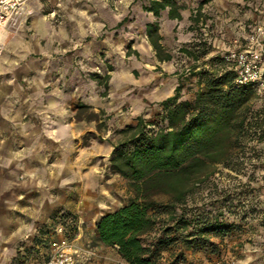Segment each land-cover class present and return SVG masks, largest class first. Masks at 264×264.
Listing matches in <instances>:
<instances>
[{"label":"crops","instance_id":"crops-1","mask_svg":"<svg viewBox=\"0 0 264 264\" xmlns=\"http://www.w3.org/2000/svg\"><path fill=\"white\" fill-rule=\"evenodd\" d=\"M52 1L29 2L26 24L0 55V264H12L16 249L30 246L60 211H81L87 204L95 211L113 199L120 175L91 165V147L78 148L76 139L95 127L76 120V109L86 105L114 114L130 107L136 119L152 118L181 84L174 58L162 61L151 51L147 27L139 35L137 24L126 23L131 3L122 5L124 17L115 24L127 28L109 31L99 14H86L78 26L55 23L53 13L45 12ZM146 15L147 24L156 16ZM159 33L163 44V27ZM145 48L149 57L137 54ZM77 55L85 71L75 65ZM94 58L110 64L109 87L97 75L89 77Z\"/></svg>","mask_w":264,"mask_h":264},{"label":"rangeland","instance_id":"rangeland-1","mask_svg":"<svg viewBox=\"0 0 264 264\" xmlns=\"http://www.w3.org/2000/svg\"><path fill=\"white\" fill-rule=\"evenodd\" d=\"M151 1L56 0L46 6L45 12L53 13L55 23L72 22L77 26L86 14H99L106 21L104 29L120 31L127 28L126 23H132L137 24L141 35L149 21L145 6H150ZM175 1L183 7L182 19L168 25L170 18L165 9L160 16H152V20L163 27L166 35L163 45L166 53L174 58V74L184 85L183 99L194 101L200 88L196 73L204 69L220 70L217 57L246 45L252 36H259L260 28L264 33V0ZM127 3L131 5L124 14L120 11ZM123 14L126 23L116 26ZM92 33L101 37L98 32ZM260 39L264 44V34ZM148 49L137 54L149 57ZM83 59L77 55L75 65L85 71ZM91 61L93 68L89 77L101 76L97 78L99 82L109 87L110 64L104 58ZM252 109L253 115L261 113L263 123L255 125V120L250 119L249 134L236 146L229 163L216 165L213 175L194 185L186 201L177 205L175 213L165 208L170 204L168 195L157 197L161 205L157 224L144 235L145 243L156 251L157 264H264V96L258 93ZM92 111L100 112L90 107L78 118L76 109L75 118L81 120ZM84 119L93 122L95 129L76 139L78 148L91 147L93 154L90 155L96 157L90 164L105 165L108 175L115 173L110 160L114 145L121 138L118 131L135 124L136 116L128 107L114 114L105 112L98 120ZM113 192L108 205L97 204L95 211L88 204L81 211H60L29 242L30 246L16 249L12 264H45L54 253L55 243L62 241L71 247L77 264H129L116 246L103 244L97 234L99 218L134 197L128 180L121 175L113 182ZM92 194L96 196L94 191Z\"/></svg>","mask_w":264,"mask_h":264},{"label":"trees","instance_id":"trees-1","mask_svg":"<svg viewBox=\"0 0 264 264\" xmlns=\"http://www.w3.org/2000/svg\"><path fill=\"white\" fill-rule=\"evenodd\" d=\"M182 8L175 0H152L145 6L156 16L168 9L170 19H182ZM159 29L158 22L147 24L149 41L159 60H170ZM217 58L220 70L196 73L200 88L194 101L183 99L180 84L152 118L140 116L118 131L121 138L114 145L111 168L128 180L134 197L102 215L96 228L99 240L116 246L129 264H157L156 251L144 241L157 224V197L168 195L165 208L175 213L194 185L213 175L216 165L233 159L234 149L249 134L250 119L255 125L263 123L260 112L253 115L252 104L258 98L254 86H236L233 68ZM88 109L81 105L77 117ZM104 113L92 111L84 118L98 120Z\"/></svg>","mask_w":264,"mask_h":264},{"label":"built area","instance_id":"built-area-1","mask_svg":"<svg viewBox=\"0 0 264 264\" xmlns=\"http://www.w3.org/2000/svg\"><path fill=\"white\" fill-rule=\"evenodd\" d=\"M31 0H0V55L8 41L26 24ZM252 36L243 47L231 49L222 55L223 60L235 71L236 86L251 84L264 96V44L260 35ZM52 257L45 264H77L71 247L66 241L56 242Z\"/></svg>","mask_w":264,"mask_h":264}]
</instances>
